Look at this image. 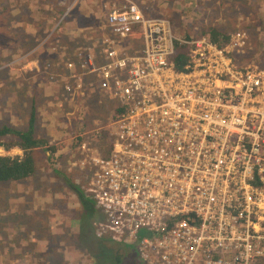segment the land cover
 I'll return each mask as SVG.
<instances>
[{
  "label": "built area",
  "instance_id": "obj_1",
  "mask_svg": "<svg viewBox=\"0 0 264 264\" xmlns=\"http://www.w3.org/2000/svg\"><path fill=\"white\" fill-rule=\"evenodd\" d=\"M105 25L103 64H79L122 111L105 155L79 148L103 218L95 237L131 247L142 264H264V67L233 60L243 32L221 48L183 40L132 2L111 7ZM173 42L189 46L182 71Z\"/></svg>",
  "mask_w": 264,
  "mask_h": 264
},
{
  "label": "rangeland",
  "instance_id": "obj_2",
  "mask_svg": "<svg viewBox=\"0 0 264 264\" xmlns=\"http://www.w3.org/2000/svg\"><path fill=\"white\" fill-rule=\"evenodd\" d=\"M137 1L139 0H127V2H132L135 5ZM159 1L160 0H154L140 5L147 19L156 18L165 21L170 28L172 36L184 37L182 35L187 31L186 29H188L187 32L190 35H198L199 32L206 29L208 25H220L224 31L231 30L229 38L234 36L237 32H243L246 45L240 52L232 55L233 60L242 66L264 67V0H232L233 2H230L229 7L226 9L224 3H222L214 18H212L210 8L206 9L205 3L202 0H196L200 2V4H196L194 0H190V2H193L192 5L195 11L191 12L189 15L188 13L187 15H182L183 12L179 9L182 6L181 2L183 1V3H185V0ZM220 1L221 0H215V2ZM16 2L20 4L21 0H16ZM7 4L12 3H10V0H0V99L6 95H10V92L15 98L25 95L26 92H31L29 91L30 87L26 85L27 75L23 72L21 74L20 71V67L25 68L24 65H21L23 60L18 58L16 63H9L10 60L4 51L7 42L6 33H8L10 37L13 36L12 42H15V36L17 41L27 40L26 44H30V48H32V42L37 39L35 34L38 29H36L35 26L39 25L38 21L29 23L27 19L25 20V25H28L29 36L25 38L26 35L21 33L20 26L17 30L15 27L12 34L9 27L12 18L9 17V20L7 17L8 14H6L5 11V6H7ZM187 6L190 8L191 4L189 3ZM108 7L110 10L111 6ZM183 8L185 9L184 6ZM14 18H16V16H14ZM209 20L211 21L209 22ZM29 25L32 26V29L29 28ZM6 29L8 32H6ZM133 38H136V35H133ZM174 44L175 42H173L172 48H174ZM9 48H11V46ZM242 66L240 67L244 68ZM85 93L87 92L85 91ZM103 96V99H95L96 96H90L88 99L84 100L83 106H86V109L83 110V108H79L77 111L78 113L75 114V120H73L74 118H72V115L70 116L71 128H74L73 126L78 123L80 124V128H83L85 132H96L99 128L104 126H107L106 130H109V126L114 117L111 111L115 101L112 98H108L106 95ZM66 106H69L70 110H75L74 106L68 104ZM32 109L34 110V108ZM14 112L16 111H12L11 113H13V115H18ZM7 118L8 115L5 116L4 113L0 115V125L14 129V126L6 123V121H8ZM93 120L98 121V125L93 124L92 126ZM25 125L19 126L21 128L16 129H24ZM65 132L66 137L63 138L64 140L70 137L67 136L68 129H65ZM35 135L41 137L39 128L35 129ZM49 138L53 139L51 136ZM75 139L76 138H74V140ZM57 142L59 143V141L56 140L54 144ZM58 143L56 146L60 145ZM60 143L61 147L66 144L65 141H61ZM81 144H83V142L78 143L77 149L75 146L73 150L67 148V154L63 153L55 162H53L51 157H48V159L46 158V167L41 165L40 167L36 166L31 178L20 181L24 187L23 189L28 193L27 196L19 197V192L14 193L12 191L14 187L11 186V183H0V210L6 213L5 216L0 219V228L8 225V227L18 232L22 227L25 228V231H23L24 235H32L30 232L31 230H28L27 227L28 225L31 228L36 226L37 232L42 236V239H40L41 243L45 239L50 240L49 244H46V246L39 245L38 249H36L29 242L20 244L19 240L14 239V237L12 241H8L9 238L4 235V238L7 240L2 237V242L0 243V264H32L34 263V260H32L33 254H37L39 259L36 261L34 258L36 264H114V260L111 259L107 252L106 244H101V242L97 241L98 239L94 240L92 237L93 240L91 242L82 244L81 246L77 243L82 215L89 220L90 213L95 214L93 218L95 222L90 225V229H92L93 232L92 234L95 236L99 226V211H101L99 207H96L95 198L81 191V188L84 187V182L81 181L77 183L76 181L77 178L83 179L84 177L89 180V177L93 174V170L88 165L80 167L78 164V158L82 155L79 149ZM88 149H94V146L91 145ZM76 150H78V157L75 165H71L70 159L68 158L72 155V152ZM2 153H4V151L0 148V154ZM16 153L18 152L15 151V153H11V156H14ZM88 154L90 156H96L91 151H89ZM78 193H81V195L79 196ZM19 199L21 200L19 205L22 207L21 213H18L17 216L8 214V210L11 208L14 212L19 211L17 202ZM87 204L94 205L95 211L90 210L88 207V213L85 211L83 214L81 206ZM51 217H53V221H47V219ZM7 219L10 220L9 223L6 222ZM51 225H59L62 229L61 231L67 234H55L56 232L52 234ZM19 235L20 233H18L17 236ZM70 236H72L71 245L68 244ZM110 243L112 244L111 241ZM5 248H7V251ZM12 248L15 249L16 254L19 253L20 255H24L25 251L31 248L29 252L32 253L26 254L25 257L30 260L21 261L19 258L20 256L10 253ZM34 248L36 249L35 251L33 250ZM92 248L94 249L92 250ZM116 256L121 260L119 264L140 263L135 255L128 256L118 251Z\"/></svg>",
  "mask_w": 264,
  "mask_h": 264
},
{
  "label": "crops",
  "instance_id": "obj_3",
  "mask_svg": "<svg viewBox=\"0 0 264 264\" xmlns=\"http://www.w3.org/2000/svg\"><path fill=\"white\" fill-rule=\"evenodd\" d=\"M152 1L154 0H139L136 4L140 5ZM125 2H127V0H21L20 4H17L16 0H10L12 4H7V6H5L6 14H8L7 17L12 18L10 23L8 21L12 34L15 27L17 30L20 26L21 33L26 35L25 38H27L29 36L28 25H25V20L27 19L29 23L38 21L40 25V28L39 25L35 26V28L38 29L35 34L37 39L32 42V48H30V44H26L27 40L17 41L15 36V42H12L13 36L10 37L9 34L6 33L7 42L4 51L10 60L9 63H16L18 58L23 60V62L21 61V65H24L25 68L20 67V71L21 74L23 72L27 75L26 85L30 87L29 91L31 92H26L25 95L18 98H15L10 92V95H6L0 99V115L3 113L5 116L8 115V121H6V123L14 126V128H21L19 126L26 124V128L29 117L33 120V137L42 141V144L33 150L35 168L36 166L40 167V165L46 167L45 161L48 157H51L53 162H55L59 159L60 155L63 153L67 154V148L73 150L75 146L77 149V145L80 142H83L88 147L93 145L97 151L98 148L101 147L100 137L103 139L104 144H106L104 149L107 143H110V136L108 130H106L107 126L99 128L96 132L93 131L94 133L92 132V134L90 131L85 132L83 128L81 129L78 123L73 126L74 128H71L70 116L72 115V118L76 117L75 114L78 113L77 111L79 108L85 110L86 106H83L84 100L88 99L90 96H96L95 99H103V95L112 98L107 92L108 90H106V82L101 80L98 74L92 73L89 70L79 69V64L80 61L84 59L94 60V65L103 64V58H105L103 53L106 49L104 40L108 37H112L105 25V13L109 10L108 6L119 8L125 5ZM14 16H16V18H14ZM29 28L32 29V26L29 25ZM6 32H8L7 29ZM136 34L138 35V33ZM114 41V44H122L116 39H114ZM10 46L11 48H9ZM123 49V52L120 53H124L125 55L135 54L134 51L128 48ZM134 49H141V45L138 44L137 48ZM35 60L38 61L36 66L26 67V64L30 65ZM68 63L73 64L71 69L66 68ZM75 80L76 83L81 85V90L72 95L65 94L63 85L66 83L71 87ZM85 91L87 93H85ZM67 104L74 106L75 110H70V107L66 106ZM32 108H34V110ZM117 110L118 106L115 101L111 111L112 116ZM12 111H16L14 113L18 115H13V113H11ZM73 120H75V118ZM97 122L98 121L93 120L91 125H98ZM1 126L4 125H0V127ZM37 128L40 129L41 137L35 135V129ZM65 129H68L69 135L67 134V136L70 137L64 140L63 138L66 137ZM50 136L53 137V139L49 138ZM93 136L96 140H94ZM74 138L76 139L74 140ZM56 140L59 141V143H57L60 145L56 146L57 143L54 144ZM61 141H65L66 143L63 147H61ZM48 149L53 150V153L49 154ZM104 149L102 148L99 153L103 154L105 152ZM2 150L4 153L0 154V156L10 158L21 156V151L16 147H11L9 150H4L2 148ZM15 151L18 153L11 156V153H15ZM77 157L78 150L72 152V155L68 158L70 159L71 165H75ZM23 181H25V179ZM76 181L77 183L81 181L84 182V187L81 188V191L83 193H88V179H85V177L83 179L77 178ZM11 186L14 187L12 189L14 193L19 192V197L28 195L20 182L16 184L11 183ZM20 201V199L17 201L19 211L14 212L11 208L8 210V214L17 216L18 213H21L22 207L19 206ZM90 206L91 209L95 211L94 205ZM81 209L82 212H84L82 206ZM5 214L3 210H0V219L3 218ZM49 220L53 221V217L47 219V221ZM6 222L9 223L10 220L7 219ZM51 228L52 234L54 232H56L55 234L59 233L61 235L67 234L61 231L62 229L59 225H51ZM27 229L31 230L30 232L32 235H24L23 231H25V228L22 227L18 232L8 227V225L6 227H1L0 243L2 242V237L4 238L5 235L9 239H13V237L14 239H18L20 244L29 242L36 249H38L39 245L46 246V244H49L50 240L48 239H45V242L43 241L41 243L40 239H42V236L37 232L36 226L31 228L28 225ZM18 233H20L19 236H17ZM69 238L72 239V236ZM12 250L15 249L12 248ZM11 254L21 256L16 254V252H11ZM25 257L26 254L24 257L21 256L19 258L21 261L30 260ZM34 258L36 261L39 260L37 254H33L32 260H34V263L32 264L36 263Z\"/></svg>",
  "mask_w": 264,
  "mask_h": 264
},
{
  "label": "trees",
  "instance_id": "obj_4",
  "mask_svg": "<svg viewBox=\"0 0 264 264\" xmlns=\"http://www.w3.org/2000/svg\"><path fill=\"white\" fill-rule=\"evenodd\" d=\"M196 2V4H200V2L194 0ZM205 3V7L206 9L210 8V12L212 14V18H214V16L217 14L219 7H221L222 3H224V7L225 9L229 7V3L233 2L232 0H221L220 2H215V0H202ZM226 2V3H225ZM182 6L179 8L180 11H182V15L188 13V15L195 11L192 3L190 2V0H185V3H183V1L181 2ZM191 4L190 8H188L187 4ZM180 5V4H179ZM136 6L140 9V11L144 13L141 5L136 4ZM183 6L185 7V9L183 8ZM187 7V9H186ZM202 7V6H201ZM233 13V12H231ZM182 18V17H181ZM211 18V20H212ZM209 20V22L211 21ZM188 31V29H186ZM186 31V32H187ZM230 31H224V29L222 27H220V25H208V27L206 29H203L199 32L198 35H190L188 32L184 33V37H178V38H182L183 40H187V39H194L200 36H206V38L216 47L221 48L224 45H226L230 38L229 36ZM132 42V41H131ZM189 46L181 44L179 42H176L174 44V52H173V56L171 58V62L173 64L174 67V71H182L183 67L186 65V54L188 52ZM121 111V109H119ZM33 120L31 119V117H29L28 120V124L27 127L25 129H10L7 127H0V148H3L4 150H9L11 147H16L21 151V156L20 157H6V156H0V183H5V184H9V183H18L20 181H23L24 179H28L30 178L35 171V161H34V149L37 148V146L42 144L41 140H37L33 137ZM94 137V136H93ZM99 138V137H98ZM94 140L95 137H94ZM100 142H101V147L98 148L99 150H101L102 148L104 149V146L106 144H104L103 139L100 137ZM44 143V142H43ZM109 147H110V143H107L106 148L104 149V155L107 153V151H109ZM49 154L53 153V150L48 149ZM78 195L80 196L81 193H78ZM86 207V208H85ZM91 209L90 205H82V208L84 209L82 212L83 214L85 213V211H89V209ZM95 214L90 213V218L89 220H87L85 218L84 215H82L81 221H80V226L81 228L79 229V236L81 235L80 238V242H83L84 244L91 242L93 239L97 240L98 242L105 243L106 244V249L108 254L110 255L111 259L114 260V264H119L121 262V260L116 256V254H118V251L121 252L120 249H118L116 246L113 245L114 250L111 249V243L109 241V237H105V236H101V237H95L93 236V232L92 229H90V225L92 223H94L95 221H93ZM79 236L77 239V243H79ZM93 237V239H92ZM13 239H9L8 241H12ZM114 243H118L119 242H114ZM100 244V245H101ZM9 245V243H8ZM98 245V246H100ZM8 248V246H7ZM7 248H5V250L7 251ZM134 254V250L131 247H128ZM31 248H29L28 250L25 251L24 255H21L22 257L25 256V254H31L32 252H29ZM94 248H92L93 250ZM17 250V249H16ZM34 251L36 250L35 248L33 249ZM91 250V251H92ZM11 252H15V250L11 249ZM10 252V253H11ZM28 252V253H27ZM13 255V254H12ZM18 255H20L18 253ZM20 256V257H21Z\"/></svg>",
  "mask_w": 264,
  "mask_h": 264
},
{
  "label": "flooded vegetation",
  "instance_id": "obj_5",
  "mask_svg": "<svg viewBox=\"0 0 264 264\" xmlns=\"http://www.w3.org/2000/svg\"><path fill=\"white\" fill-rule=\"evenodd\" d=\"M38 62V61H37ZM102 220H103V218H102V216H100L99 217V222H98V224L100 225V223L102 222ZM106 237V236H105ZM80 238H81V235L79 236V245L81 246L82 244H84L83 242H80ZM110 238V237H109ZM109 241H111L112 242V244H111V249H113L114 250V247H113V245L114 246H116L118 249H120L121 250V252L122 253H124L125 255H135V257L137 258V260L140 262L139 264H142L141 263V261L139 260V258L137 257V255L136 254H134L129 248H128V246H126V245H124V244H118V243H114V241L113 240H110L109 239ZM68 244L69 245H71L72 244V239L71 238H69V242H68ZM36 264V263H35Z\"/></svg>",
  "mask_w": 264,
  "mask_h": 264
},
{
  "label": "bare ground",
  "instance_id": "obj_6",
  "mask_svg": "<svg viewBox=\"0 0 264 264\" xmlns=\"http://www.w3.org/2000/svg\"><path fill=\"white\" fill-rule=\"evenodd\" d=\"M106 58V57H105ZM95 59V58H94ZM83 60H81L80 61V63L82 62ZM92 62H93V64H94V60H91ZM67 65H70L71 66V68L73 67V64L72 63H68ZM95 74H97V73H95ZM78 85H79V90H81V85L79 84V83H77ZM68 87V85L65 83L64 85H63V89H65V88H67ZM116 117L117 116H120V115H122V111H120L119 109L116 111V113L114 114Z\"/></svg>",
  "mask_w": 264,
  "mask_h": 264
}]
</instances>
